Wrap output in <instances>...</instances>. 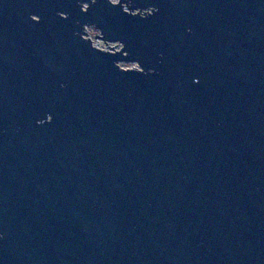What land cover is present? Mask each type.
<instances>
[{"label":"water","instance_id":"water-1","mask_svg":"<svg viewBox=\"0 0 264 264\" xmlns=\"http://www.w3.org/2000/svg\"><path fill=\"white\" fill-rule=\"evenodd\" d=\"M0 264H264V0H0Z\"/></svg>","mask_w":264,"mask_h":264},{"label":"flooded vegetation","instance_id":"flooded-vegetation-1","mask_svg":"<svg viewBox=\"0 0 264 264\" xmlns=\"http://www.w3.org/2000/svg\"><path fill=\"white\" fill-rule=\"evenodd\" d=\"M117 1V0H114ZM99 33V30L94 26L91 25L88 27V37H91L94 41V44L98 45L99 47L105 48L107 46L106 42L102 39L96 38L95 36ZM118 42H110V45L117 44Z\"/></svg>","mask_w":264,"mask_h":264}]
</instances>
